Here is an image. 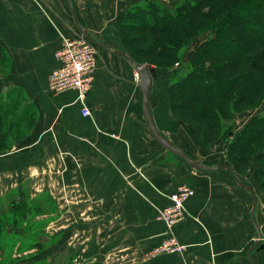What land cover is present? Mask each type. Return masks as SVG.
<instances>
[{"label":"crops","instance_id":"crops-1","mask_svg":"<svg viewBox=\"0 0 264 264\" xmlns=\"http://www.w3.org/2000/svg\"><path fill=\"white\" fill-rule=\"evenodd\" d=\"M127 7V0H0L5 79L25 92L32 110L23 138L0 148V203L13 196L22 205H52L38 219L50 222L45 231L56 228L55 253L64 252L63 232L72 231L71 246L107 255L104 264H251L258 232L264 244V218L256 209L253 221L248 190L227 170L192 168L158 143L142 117L135 65L115 52L122 49L118 17ZM85 31L104 46L97 45L99 67L86 98L90 117L82 115L76 91L49 90L63 37ZM162 91L151 95L158 130L192 160L219 166L210 162L220 159L217 149L199 147ZM184 185L195 190L188 217L169 229L158 210ZM169 236L186 246L184 253L147 257ZM252 258L264 264V250Z\"/></svg>","mask_w":264,"mask_h":264},{"label":"rangeland","instance_id":"rangeland-1","mask_svg":"<svg viewBox=\"0 0 264 264\" xmlns=\"http://www.w3.org/2000/svg\"><path fill=\"white\" fill-rule=\"evenodd\" d=\"M189 1H194L195 3H197L198 7L202 6L205 3L202 0H127L128 7L124 12L121 13V15H119L117 21V31L121 35L120 39L122 42V49L118 50L124 51V48L130 55H133L134 57H136V59L145 63L143 64V66L154 68L157 71V77L156 79H154L152 93H155V91L158 92L163 90L162 93L168 95L171 104L173 103V101H175L176 103H183V99L180 98V94L183 93L184 95H188L190 93V90L187 92H182L181 89V86L185 84L184 81L187 77H189V80L191 81L194 80L191 89L193 88V90H195L197 88L199 93L203 94L202 88H200V78L197 75L194 77L192 73L201 75L200 70L203 67L202 65H204L205 67L210 64V61L207 58H204L208 54L212 53V51H214V48L209 47L207 41L209 39H214L216 37V34L213 32H209L210 29H205L204 26L200 25L202 24L201 22L206 23L209 21L210 25H213L214 22L221 18L225 10L231 11L235 10L236 8L239 9L238 13L242 16L248 14L252 16L253 14H259L258 2H256L259 0H212L211 2L204 4L203 11H208L210 13L209 17H205L202 15H190L188 14V12L182 14L180 11H182V9H185V7L182 6L179 8L181 2H185L184 6H187V3ZM260 1L264 2V0ZM154 2H157L158 5H155L156 3ZM48 9H51L50 5ZM146 12L149 13V16L145 15ZM160 13L162 14L160 15ZM122 15L125 18L121 22L119 21V19ZM159 15L164 16L167 20L174 18L172 21H169V23L173 24L168 23L166 29H163L166 31L169 29L168 32H127L128 25H136L138 23V21L134 20H138V18H141L144 20L149 19L152 21H156L158 20L157 17H159ZM128 17H130V20L132 21H130ZM191 18H194V23H197L196 25H191ZM243 20H245V18ZM240 21L241 19H235L234 22L239 23ZM177 23L179 26H183L178 28ZM255 23L258 24L257 22ZM182 28L184 29L185 34H187V37L189 39L191 38L190 40H187L188 38H184ZM243 30L244 33L249 35L248 30L244 28ZM175 31L178 32V34ZM80 36H84V34L82 33L80 34ZM250 37H243L249 42L248 46L250 48L258 49L261 46H264L261 45L264 44V41L262 39L256 38L257 36ZM187 41L191 42L189 46H187ZM225 48L232 49L233 47ZM0 55H2L0 56V148H2L3 146L7 147L12 144V137L20 139L23 138L22 132L25 122L24 116L27 114L29 116L32 115V110L29 105L28 97L27 99H25V97L27 96L25 92L8 86V83L5 79V77L9 73L8 66L6 65L7 57L3 52H1ZM227 60L231 61L230 57H228ZM223 61H225V59ZM160 62H165V64H159ZM218 62L219 60L216 59L215 63ZM258 65H260L259 67H261V70H264V64L259 63ZM231 73L233 74V72ZM134 75V81L136 82L135 86L139 87V75L138 73H134ZM190 75L192 76L190 77ZM204 75H206L205 77L207 78L209 77L210 80V76H208L207 73ZM252 85L253 84H250V87ZM10 103H15V107L12 111L6 109L8 106L12 105ZM196 103L200 108L204 105V103L200 100ZM18 104L19 106H17ZM139 104L141 105L140 99ZM197 104L190 106L187 110L180 109L179 107L174 108L172 105V114L175 117H178H176V119L179 122L185 124L191 129V134L195 139L194 141L197 142L201 149L203 148L208 152L213 148L217 149L218 157L220 156V159L210 160L211 163H220V165H228L230 167H233L235 161H238L239 159V154L236 152L238 149L237 146L232 147L231 145L237 143L242 139L240 141L241 144L246 140V138H249L251 136L250 134L244 136L242 135L243 133L251 129L250 123H252L254 119H257L259 116H264V102H262L258 107H256L255 105L252 108L245 109L239 113L233 114L231 118H228L224 121L225 133L220 135L218 140L212 142L211 140L213 139H209L206 140V143L198 138L199 136H197L194 131L195 125L192 123V121H189V116H193L192 118L200 120V117L203 116V114H206L204 110L203 114H201V110H198ZM4 112L6 113L3 114ZM190 112H192L193 114H191ZM198 114H200V117H198ZM2 116H4V119H1ZM142 117L146 119L144 116ZM13 122L21 123L20 125H15L17 135L10 136V138L6 139L3 132L6 131L8 125L12 124ZM203 125H206L205 121ZM228 131H234V134L229 138V144L232 147L230 148V150L232 149L235 155V158L232 159L231 157H229V155H227L229 151L226 152V133ZM200 133L202 134L203 132ZM260 150L261 149H259V151ZM262 150H264V148ZM259 153L261 152L252 155L246 161L242 172H240L242 173V180L250 185V187H252V189H254V191L256 192L259 199L257 209L260 212L261 216L264 218V177L258 172L260 166L257 160V155ZM247 194L251 200L254 199L249 191H247ZM18 203L19 202L17 201L16 197L13 196H10L8 199L0 203V220L2 219L7 223H0V231L4 230L6 235H10L9 237H0V263L104 264L107 255L103 259L102 263V261H98L97 258L99 255L104 254L100 253L98 255H95L83 252V248H79V246H77V242L75 243V246H71V243L73 242V238L71 237L72 231L63 232L64 238L62 239V243L63 245H65V248L63 249L64 252L55 253L53 251V249L55 248H50V246L55 244L56 242V239H52L51 235V233H54L56 231V228L48 229L47 232L45 231V227L49 226L50 222H48L47 224L45 222H41L38 219L39 215H41L43 212H52V205L31 206L26 203L23 204V206L25 207V214L22 213L23 211H21V215H18V209L16 206ZM40 207H42L43 209H41ZM12 212H14V214H12ZM60 245H62L61 242Z\"/></svg>","mask_w":264,"mask_h":264},{"label":"trees","instance_id":"trees-1","mask_svg":"<svg viewBox=\"0 0 264 264\" xmlns=\"http://www.w3.org/2000/svg\"><path fill=\"white\" fill-rule=\"evenodd\" d=\"M202 1H204L205 3H209L212 0ZM256 2H258L259 14H253V16L249 14L242 16L239 15V9L236 8L237 10H225L221 18H219L217 21L215 20L216 22H214L213 25H210L209 21L206 23L201 22L202 24H200L204 26L205 29H210L209 32H213L216 34V37L214 39H209L207 41L208 46L214 48V51H212V53L208 54L206 57L204 55V59L207 58L210 61V64L205 67L204 65H202L203 67L200 70L201 75H198L197 73H192L194 77L197 75L200 78V88H202L203 94H200L197 88L195 90H193V88L191 89L194 80L191 81L189 80V77H187L188 79H185V84L181 86V89L182 92H187L190 90V93L188 95H184L183 93L180 94V98L183 99V103L185 104L176 103L175 101H173L172 105L174 108L179 107L180 109L187 110L190 106L196 105V102H198L199 100L204 103L201 108L197 104V108L199 111L201 110V114H203V110L206 113L205 115L203 114V116L201 117L200 114H198V117H200L201 121L199 119L196 120L192 118L193 116L190 117L188 113L189 121H192V123L195 125V134L199 136L198 138L201 139L204 143H206V140L209 139H213L211 140L212 142L218 140L220 135L225 133L224 121L228 118H231L233 114L239 113L245 109L252 108L255 105L256 107H258L262 102H264V70H261V67H259L260 65H258L259 63L264 64V46H261L258 49L250 48L248 46L249 42L243 38L245 36L246 38H249L250 36H257L256 38H260L264 41V2L260 0ZM154 3H156L155 5H158L157 2ZM204 4L198 7L197 3H195L194 1H189L187 3V6H184L185 2H181L179 8L182 6L185 7V9H182V11H180L182 14L188 12V14L190 15H202L205 17H209L210 13L208 11H203ZM161 14L162 13H160V15ZM145 15L149 16V13L146 12ZM160 15L159 17H157L158 20L155 19L157 22L149 19L144 20L141 18H138V20H134L138 21V23L136 25H128L127 32L139 33L142 31H148L152 33H160L166 31L163 29H166V26L169 21H172L174 18L167 20L164 16ZM124 18L125 17L123 15L120 16L119 21L122 22ZM244 18L245 20H243ZM128 19L130 20V17H128ZM235 19H241V21L239 23H235ZM190 21L191 25L197 24L194 23V18H191ZM255 22H257L258 24H256ZM177 26L179 28L183 25L179 26L177 23ZM243 28L249 31V35L244 33ZM168 31L169 29L166 32ZM176 33L178 34V32ZM183 33L184 38H188L187 34H185L184 32V29ZM240 33L244 35H241ZM190 39L188 38L187 40ZM187 42V46H189L191 42ZM225 47L233 48L228 49ZM236 47L241 49H237ZM131 57L135 62L142 65L145 64L142 61L136 59V57H134L133 55H131ZM228 57H230L231 61L227 60ZM216 59L219 60L218 63H215ZM224 59L225 61H223ZM159 64H165V62H160ZM231 72H233V74ZM206 73L208 76H210V80L209 77H205L206 75L204 74ZM191 76L192 75H190V77ZM252 82H254L255 84ZM250 84L253 85L250 87ZM10 104L12 105L8 106L6 109L12 111L15 107V103ZM5 113L6 112H4L3 114ZM190 113L193 114L192 112ZM1 119H4V116H2ZM204 121L206 122V125H203ZM17 124L20 125L21 123L13 122L12 124L8 125L7 130L3 132L5 134L6 139L12 136V134H14V136L17 135V132L15 130V125ZM250 124L251 129L243 133L242 136L249 134L251 136L249 138H246V140L241 144L240 141L242 139L237 143L231 145L232 147L237 146L238 149L236 152L239 154V159L238 161H235V163L233 162L235 165L233 164L232 168L235 173L239 175V177H241V172L244 168V165L246 164V161L252 155L261 152L257 155V160L260 166L258 172L264 177V150H262L264 148V116H259L257 119H254ZM200 132L203 133L201 134ZM231 133L233 135L234 131H228L226 133V152L229 151L227 155H229V157H231L232 159L235 158V155L233 150H230V148H232L229 144V138L231 137ZM9 147L11 146H3L2 148ZM259 149H261L262 151H259ZM20 199H17L19 203L16 205L18 209V215H21V211H23L22 213L25 214V207L22 205L23 199ZM12 214H14V212H12ZM0 221L1 224L3 222L6 223V221H3L2 219ZM4 236L9 237L10 235H6L4 230H1L0 237Z\"/></svg>","mask_w":264,"mask_h":264},{"label":"built area","instance_id":"built-area-1","mask_svg":"<svg viewBox=\"0 0 264 264\" xmlns=\"http://www.w3.org/2000/svg\"><path fill=\"white\" fill-rule=\"evenodd\" d=\"M99 47L85 34L77 37H63L62 44L55 53L58 67L49 76V90L55 94L74 90L78 93V102L83 106L82 115L90 117L86 107V98L92 90L99 67ZM195 196V190L188 185L181 186L171 196L172 204L158 210V220L169 229L188 217L186 203ZM185 246L174 236H169L147 257L162 253H184Z\"/></svg>","mask_w":264,"mask_h":264},{"label":"water","instance_id":"water-1","mask_svg":"<svg viewBox=\"0 0 264 264\" xmlns=\"http://www.w3.org/2000/svg\"><path fill=\"white\" fill-rule=\"evenodd\" d=\"M70 3H72V0H70ZM75 17H76L77 23L79 25H81L77 16H75ZM84 34L90 40H92L95 44L101 45L102 47H104L100 42H98L93 37H91L86 31L84 32ZM115 52L118 53L119 55L127 58L131 63H133L135 65V67L137 69V73H138L139 78H140L139 86H140L142 97H143V100H142L143 113L145 115L149 129L152 132V134L155 136V138L157 139L158 143L160 145H162L163 147H165L171 153H173L176 156L180 157L181 159L185 160L194 169L207 170V171H214V170H227V171H229L235 177V179L239 183V185L241 187H243L244 189L248 190L249 193L254 197V204H253V208H252V219L254 221L253 216H254V213L257 209L258 197H257L255 191L240 179L239 175H237L235 173V171L233 170L232 167L226 166V165L208 166V165L202 164L201 162L192 160L184 151L175 147L156 127V125L153 121L152 113H151V95H152L154 79H156V77H157V71L154 68H149L147 66H143V65L135 62L130 56L126 55L122 51L116 50ZM231 135H232V133H231ZM256 228H257V231H259L257 226H256ZM258 236H259L258 241L254 244V246H252L249 249V255L248 256H249V259L251 261V264H255L253 261V258H252V252L253 251L259 252V251L264 250V244L261 243L262 235L260 232H258ZM97 259L100 262L103 261L104 255H99Z\"/></svg>","mask_w":264,"mask_h":264},{"label":"bare ground","instance_id":"bare-ground-1","mask_svg":"<svg viewBox=\"0 0 264 264\" xmlns=\"http://www.w3.org/2000/svg\"><path fill=\"white\" fill-rule=\"evenodd\" d=\"M227 166V165H226ZM241 179V178H240ZM242 180V179H241ZM243 181V180H242ZM244 182V181H243ZM246 183V182H245ZM247 184V183H246ZM248 185V184H247ZM249 186V185H248ZM261 242H262V239H261Z\"/></svg>","mask_w":264,"mask_h":264}]
</instances>
